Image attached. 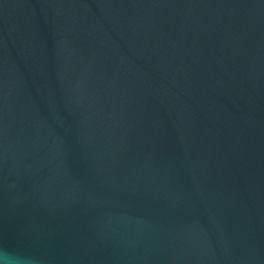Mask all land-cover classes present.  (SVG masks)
<instances>
[{
    "label": "water",
    "instance_id": "obj_1",
    "mask_svg": "<svg viewBox=\"0 0 264 264\" xmlns=\"http://www.w3.org/2000/svg\"><path fill=\"white\" fill-rule=\"evenodd\" d=\"M0 252L264 264V0H0Z\"/></svg>",
    "mask_w": 264,
    "mask_h": 264
},
{
    "label": "clouds",
    "instance_id": "obj_2",
    "mask_svg": "<svg viewBox=\"0 0 264 264\" xmlns=\"http://www.w3.org/2000/svg\"><path fill=\"white\" fill-rule=\"evenodd\" d=\"M0 264H28V262L22 258L10 257L6 253L0 252Z\"/></svg>",
    "mask_w": 264,
    "mask_h": 264
}]
</instances>
